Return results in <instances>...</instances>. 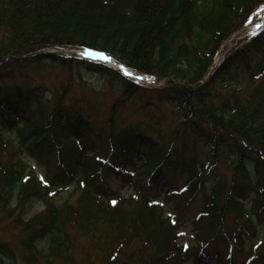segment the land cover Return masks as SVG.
Returning <instances> with one entry per match:
<instances>
[{
    "label": "trees",
    "instance_id": "16d2710c",
    "mask_svg": "<svg viewBox=\"0 0 264 264\" xmlns=\"http://www.w3.org/2000/svg\"><path fill=\"white\" fill-rule=\"evenodd\" d=\"M263 2L0 0V210L20 235L17 248L0 240V264H15L17 253L20 264H210L214 244L227 249L215 256L222 264H264V29L212 68ZM67 48L167 80L157 102L146 100L148 122H163L152 110L169 104L193 142L139 123L118 130L114 109L109 131L99 130L63 89L25 87L6 70L21 56L26 68L42 60L68 69V59L39 53ZM85 65L125 97L143 94L114 70ZM71 183L79 195L56 205L51 188ZM125 187L131 197L120 195ZM33 198L44 208L25 220ZM186 223L189 248L175 245Z\"/></svg>",
    "mask_w": 264,
    "mask_h": 264
},
{
    "label": "rangeland",
    "instance_id": "374dc122",
    "mask_svg": "<svg viewBox=\"0 0 264 264\" xmlns=\"http://www.w3.org/2000/svg\"><path fill=\"white\" fill-rule=\"evenodd\" d=\"M30 9L33 10L31 7ZM24 10L32 11L27 10V8ZM262 29H264V2L252 13L242 29L237 31L229 40L222 44L215 59L214 67L218 66L228 54L235 51L237 48L247 45ZM30 37L33 39L41 38V36H36L35 34L30 35ZM42 37L44 36L42 35ZM39 53L53 54L68 59V69H64L56 63L44 62L42 60L39 63L29 65L26 68L23 66L26 65V63L23 62V58L26 56H21L20 60H12L13 62L9 61L6 68L10 73H14L18 76L15 78L17 84H21L25 87L42 86L52 93L63 89V91H66L67 93L64 97V101L70 105L77 104L80 106L83 109V112H85L84 114L91 120L94 127L99 130L109 131L108 118L114 109L115 127L118 130L130 123H139V125L145 127V129L149 126V129H152L150 132L151 135L158 132L166 139H170L171 133L174 130H178L180 134L182 133L185 137L187 136L188 141L193 142V139H190L187 133L184 131L182 132L185 124L182 119L178 118L175 109L169 104L162 103L158 109L155 108L152 110L153 113L151 116L154 117L155 120L164 119L163 122L158 124L157 127L151 126L148 122L146 116L148 110L143 108L146 104V100H150L151 103L157 102L155 92L164 88L167 80H160L157 82L158 79H156L155 84L145 87L142 92L140 91L143 94L137 93L130 97H125L124 94H121L118 91L119 89L115 88L113 85L111 86L101 75L87 70L85 63H100L97 59L90 58L87 55L88 52L80 49L67 48L64 50L41 49ZM108 58L109 59L106 60V62H101L104 66H113V68L120 66L125 68L128 73L134 72V74H137L132 69L133 72H131V70L123 66V63H120L114 58ZM82 61L85 63H82ZM214 67L212 66V68ZM136 83H139L136 85L142 87L141 82L136 81ZM2 84L4 85L6 83ZM115 89H117V91ZM138 109H141V112H138ZM206 159L207 157H204V155L201 157V160L208 164L209 161H205ZM25 162L29 168L34 170L38 178L43 177V169L36 166L31 156L26 155ZM221 173H223V171H221ZM226 173L227 182H229L230 175L229 172ZM42 187H44V185ZM51 189L54 192V202L56 205H59L64 201L71 202L79 195L78 190H73L72 183L68 184L66 189H59V186H53ZM120 195L127 198L131 197L132 194L130 189L122 188L120 189ZM13 205L14 204L11 203L9 209H12ZM43 208L44 206L42 202L38 198H33L28 204L27 213L25 214L24 219H30L40 213ZM194 212L195 211L193 210L191 214L193 215ZM3 216L4 214L0 210V240L7 241L13 247L17 248L20 235L17 231L11 230L12 219L6 220ZM193 233L194 230H192L190 224L187 223L185 227L179 231L180 238L176 239L175 245L183 248L195 246ZM209 251L210 253L218 254L221 257H224L226 254V250L218 247L210 248ZM17 256V262L15 264H20L18 253ZM184 264H192V262L189 260Z\"/></svg>",
    "mask_w": 264,
    "mask_h": 264
},
{
    "label": "snow or ice",
    "instance_id": "6c2138e0",
    "mask_svg": "<svg viewBox=\"0 0 264 264\" xmlns=\"http://www.w3.org/2000/svg\"><path fill=\"white\" fill-rule=\"evenodd\" d=\"M87 55L90 57V58H94V59H101V60H108L109 58L104 56L103 53H96V52H88ZM122 70L125 72V75H131V73H128L126 69H123ZM115 203V202H113Z\"/></svg>",
    "mask_w": 264,
    "mask_h": 264
},
{
    "label": "bare ground",
    "instance_id": "6f19581e",
    "mask_svg": "<svg viewBox=\"0 0 264 264\" xmlns=\"http://www.w3.org/2000/svg\"><path fill=\"white\" fill-rule=\"evenodd\" d=\"M116 68H117L120 72H122L123 74H125V72L122 70L123 67L117 66ZM123 69H125V68H123Z\"/></svg>",
    "mask_w": 264,
    "mask_h": 264
}]
</instances>
